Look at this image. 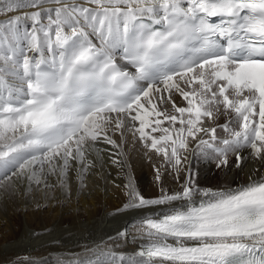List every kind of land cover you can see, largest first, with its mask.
Instances as JSON below:
<instances>
[{
    "label": "snow or ice",
    "instance_id": "snow-or-ice-1",
    "mask_svg": "<svg viewBox=\"0 0 264 264\" xmlns=\"http://www.w3.org/2000/svg\"><path fill=\"white\" fill-rule=\"evenodd\" d=\"M45 2L57 6L0 22V186L15 177L48 187L47 175L57 172L65 186L71 162L83 185L92 166L89 142L103 138L117 146L108 132L114 124L123 135L124 120L112 114H127L139 122L132 130L146 147L177 169L189 164L182 193L145 199L131 182L125 186L123 210L172 205L158 218L138 221L150 243L130 264L156 257L170 264H264V177L199 189L191 162L179 154L191 140L196 156L214 155L218 168L228 164L229 150L237 152L239 167L242 147L264 160V0H87L94 8L75 0H8L0 11ZM21 19L33 27L20 30ZM173 90L187 106L173 102L174 114L159 111L154 94L167 92L171 100ZM220 105L236 114L239 129L223 125L229 135L218 145L216 129L204 127L203 118L213 119ZM115 260L102 252L90 264Z\"/></svg>",
    "mask_w": 264,
    "mask_h": 264
},
{
    "label": "bare ground",
    "instance_id": "bare-ground-1",
    "mask_svg": "<svg viewBox=\"0 0 264 264\" xmlns=\"http://www.w3.org/2000/svg\"><path fill=\"white\" fill-rule=\"evenodd\" d=\"M75 2L85 7H95L88 4L87 0ZM7 3L8 0H0V8ZM56 6L45 2L38 8L0 11V22H6L15 16L23 17L25 13L33 11L54 9ZM51 14L54 17V12ZM41 22L47 24L46 14ZM20 25V30L26 29L25 26L33 27L29 19H21ZM94 42L99 44L98 40ZM179 83L185 87L183 82ZM185 90L188 89L185 87ZM228 94L232 98L231 90ZM244 94L247 95V92ZM161 96L164 98L163 102H160ZM168 96L167 92L154 94L153 103L157 105V109L174 114L173 102L179 107L187 106L178 92L173 90L171 100ZM219 108L223 109V105ZM230 111V128L238 130L236 114ZM221 112L225 114L226 111ZM112 115L114 119L124 120L123 135L121 130H115L113 124L108 135L116 141L117 146L106 143L103 138L95 143L89 142L86 155L92 166L83 174V185L78 178L75 162H71L65 186L61 185L58 172L47 175L48 187L43 182L39 185L33 182L30 185L26 178L15 177L11 182L6 181L0 186V264H90V260H94L102 252L115 254L114 264H130L132 259H141L136 253L150 239L144 234L145 229L138 221L148 216L158 218L172 205H147L123 210L124 205L129 202L125 186L131 182L145 199L159 198L162 192L169 195L182 193L183 186L189 179V164L182 163L177 169L173 166L174 161L168 163L163 155L161 162L158 161L160 163L155 165L152 157L150 158V147H146L145 142L140 140L139 133H133V127H139V122L131 121L127 114L122 117H117L115 113ZM221 118L218 112H214L211 120L203 118L204 127L216 129L218 145L229 135L227 132L224 135L222 128L228 120ZM163 126L171 127L166 122ZM145 131L151 135H160L158 132L152 133L151 128ZM198 136L208 139L203 133ZM148 143L150 144V140ZM195 143L190 140L188 151L180 150L179 154L182 158L187 156L191 162V181L199 189L236 188L264 177V160L254 157L250 147L238 149L241 156L239 167L237 152L229 150L228 164L218 168V160H214V155L208 159L196 156L193 152ZM179 203L181 202H173L177 205ZM125 230L127 236H119ZM172 242L176 243L171 238L167 240V243ZM120 257H124V260L121 261ZM151 264L170 262L154 258Z\"/></svg>",
    "mask_w": 264,
    "mask_h": 264
},
{
    "label": "rangeland",
    "instance_id": "rangeland-1",
    "mask_svg": "<svg viewBox=\"0 0 264 264\" xmlns=\"http://www.w3.org/2000/svg\"><path fill=\"white\" fill-rule=\"evenodd\" d=\"M43 20H46V19H43ZM20 27L19 28H22V25H19ZM31 29V27L30 26H25L24 28H26L27 30H30L29 28ZM182 107H184V106H182ZM220 110L218 111V113H219V115L222 117L221 119L222 120H224V119H226L225 121H227V125L229 126V127H231V121H230V115H231V111L230 110H228L227 112H225V110L224 109H221V108H219ZM159 110V109H158ZM159 111H165V110H163V109H160ZM221 111H224L225 112V114L223 113V112H221ZM226 114H227V116H226ZM229 116V117H228ZM224 117H228V118H224ZM224 118V119H223ZM166 123H167V121H165ZM223 128V127H222ZM225 133L226 132H224V135H225ZM155 134V133H154ZM227 134V133H226ZM150 150L152 151V155L150 156V158H151V160L153 161V163L155 164V165H158L160 162H161V159L163 158V153H157L154 149H151L150 148ZM214 160H217V159H214ZM158 161H160V162H158Z\"/></svg>",
    "mask_w": 264,
    "mask_h": 264
}]
</instances>
